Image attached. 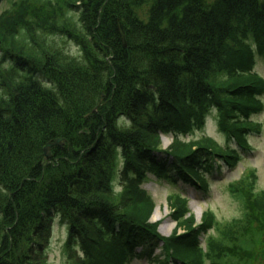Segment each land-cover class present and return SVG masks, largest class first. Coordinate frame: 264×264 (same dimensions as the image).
<instances>
[{"label": "trees", "instance_id": "obj_1", "mask_svg": "<svg viewBox=\"0 0 264 264\" xmlns=\"http://www.w3.org/2000/svg\"><path fill=\"white\" fill-rule=\"evenodd\" d=\"M250 37L264 53V0H14L0 14V60L10 61L0 68V264H46L54 212L69 222L66 264H125L149 235L182 264H256L264 189L247 188L253 171L233 187L244 217L217 226L205 247L211 210L194 225L187 198L171 191L174 230L185 231L160 235L141 185L173 170L205 186L199 148L236 161L213 137H180L203 123L207 100L247 147L264 89ZM170 132L174 159L158 161Z\"/></svg>", "mask_w": 264, "mask_h": 264}, {"label": "rangeland", "instance_id": "obj_2", "mask_svg": "<svg viewBox=\"0 0 264 264\" xmlns=\"http://www.w3.org/2000/svg\"><path fill=\"white\" fill-rule=\"evenodd\" d=\"M12 2L13 0H0V12L9 7ZM249 41L256 50L253 67L256 72L264 76V53L257 50L255 39L250 37ZM66 47L73 51H77L73 44L68 43ZM9 63L10 61L8 60H4V62L3 60H0V68H6ZM260 96L263 101V107L258 111L251 110V112H249L251 118H253L258 125L254 128L244 130V137L247 141L248 149H242L239 147L236 137L231 134L230 131H227L221 126L220 114L216 103L207 100L202 112L205 117L203 125L196 128L194 133L190 134V136L215 137L223 145L236 147L240 152L241 157L240 159L237 158V163H224L219 170L214 171L213 174L210 175V185L206 191L189 183L183 184L180 180L174 184L169 179L155 176L153 173H148L149 178L145 181L144 187L156 202L155 211H157L158 214L153 213L150 219L156 221L162 218L160 219L162 221H160L159 225V231L162 234H169L170 232L179 231V229L183 228L179 227L174 230L177 226L176 220L171 214L172 207L168 201V195L176 188L181 189L186 196H188V205L196 217V220H199L202 217V213L205 210H211L216 215L217 221L216 223L213 222V225H211L212 229L208 232V236L218 235L219 232L216 228L217 226L224 227L225 225L234 222L236 220L235 216H239L241 213L239 207L240 204L242 205V203H244V198L241 195V191H236V189L233 188L235 182H229L230 179L238 178L243 170L248 167L249 172H255L257 177L250 176L246 180L248 181L247 188L255 191L264 189V90L260 93ZM241 116L244 117L245 114L241 112ZM171 141L172 139L169 136H164L161 141V144L163 145L162 147L164 148L170 144ZM230 194L239 196L240 204ZM168 224H171L172 226L169 228ZM67 233V222L63 221L60 216L56 215L53 224V235L47 248L46 264H66L67 254L64 252L63 247ZM224 241L230 243V237L227 236ZM153 242L157 245L158 239H155ZM204 244L205 239L202 247ZM248 245L253 246L252 243ZM247 248L250 249V247ZM160 251V249H157L156 251V256H158V258L162 255ZM152 257L153 255L149 254V251L145 249L142 256H135L127 264H150L151 262H154L151 259ZM256 264H264L263 255L259 256Z\"/></svg>", "mask_w": 264, "mask_h": 264}, {"label": "bare ground", "instance_id": "obj_3", "mask_svg": "<svg viewBox=\"0 0 264 264\" xmlns=\"http://www.w3.org/2000/svg\"><path fill=\"white\" fill-rule=\"evenodd\" d=\"M156 210V209H155ZM154 213H156L157 214V211H154ZM158 215V214H157ZM200 220V219H199ZM199 220H196L195 222H197V221H199ZM172 225L171 224H168V227L170 228ZM181 230H184L183 228H181V229H179V231H181Z\"/></svg>", "mask_w": 264, "mask_h": 264}]
</instances>
